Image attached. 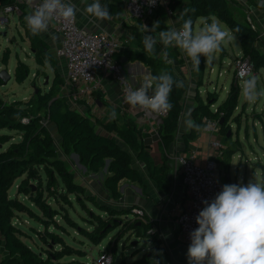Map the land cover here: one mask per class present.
Wrapping results in <instances>:
<instances>
[{
    "label": "trees",
    "instance_id": "1",
    "mask_svg": "<svg viewBox=\"0 0 264 264\" xmlns=\"http://www.w3.org/2000/svg\"><path fill=\"white\" fill-rule=\"evenodd\" d=\"M249 1L251 5H255L253 0ZM101 3L109 6L114 22L126 24L121 15V0H101ZM10 5H17L21 9L19 19L33 56L40 67L48 65L51 67L54 78L45 90L36 86L33 98L27 102L22 100L5 102L0 96V131L5 129L16 131L21 137L20 140L11 142L7 148L0 150V264H65L63 258L66 256L84 255L81 249L68 244L62 236L63 232L69 233L67 225L76 228L93 246H98L109 239L105 250L113 257L117 253L118 242L130 233L133 237L135 257L132 264L155 262L176 264L165 246L161 233L146 214L140 216L134 213L135 207L126 209L101 203L95 195L87 193L86 188L77 182L68 163L60 158L49 130L42 124L43 119H48L57 125L62 137L63 151L76 154L87 174L106 171L103 187L112 199L119 200L122 197L119 184L124 179L143 184L140 171L133 166L135 156L144 163L150 178L156 182L158 188L167 191L170 170L167 150L179 126L188 83L176 75L173 64L165 62L162 55L163 45L158 43L156 55L151 56L144 52L142 44L143 35L155 36L167 28L157 21L153 32L147 33L142 31L140 22L138 25H132L130 46L125 52L129 61L144 63L153 75L159 74L161 69H166L174 79L184 81L183 88L177 89L173 86L170 95L173 108L162 118L159 126L161 142L166 152L163 163L156 165L141 139V129L128 114H123L124 126H121L115 119L93 120L70 106L64 96L66 81L59 71L57 57L49 44L40 35L33 36L26 26L24 21L28 13L26 3L20 0H0V10ZM160 7L159 5L158 10ZM168 7L173 13L178 12L179 20L182 14L185 19L191 18L194 28L200 18L210 23L211 18L215 17L238 38L242 54L254 65V71L264 68V55L257 45L260 34L251 27L247 10L237 0H168ZM171 51L172 53L167 50L169 59L173 58L178 63L184 62L178 48H172ZM120 55L117 54L116 58ZM9 56L10 50L7 49L2 59L5 64L8 63ZM205 63L201 57L199 67L201 78ZM30 75V65L19 60L15 68L16 82L22 84ZM215 94L208 93L206 99H203L197 93L192 118L201 125V129L205 128L209 120L222 122L219 133L225 137L227 149L217 161L228 171L232 156L238 150V140H233L228 133L231 132L230 122L241 118V114L237 113L241 89L236 85L234 78L226 99L218 105L216 111L212 109V105L217 103V98L214 99ZM213 99L214 102L210 104ZM82 102L79 100L77 103ZM101 105L108 107V117L110 111L115 110L102 100ZM24 118L28 119V122L23 123ZM197 133L189 131L184 136L185 141L188 142ZM10 139L8 134H2L1 148ZM22 196L26 197L29 204ZM53 203L56 207L52 206ZM31 205H34L37 211ZM76 205L88 215L84 221L89 227L79 226L73 220L69 209L75 212ZM39 212L42 215H39ZM21 214L36 219L43 225V231L35 233L48 247L45 253L35 251L22 241L23 231L15 224V220ZM58 217L66 226L57 221ZM52 226L55 230H52ZM79 241L82 243L84 240ZM144 248L146 249L143 251ZM139 254L141 255L137 256ZM161 255H164L165 260L161 259ZM120 264H126V261L123 260Z\"/></svg>",
    "mask_w": 264,
    "mask_h": 264
},
{
    "label": "crops",
    "instance_id": "2",
    "mask_svg": "<svg viewBox=\"0 0 264 264\" xmlns=\"http://www.w3.org/2000/svg\"><path fill=\"white\" fill-rule=\"evenodd\" d=\"M20 1L25 2L26 5L29 4L28 0ZM37 1L39 0H32V3ZM253 1L255 2V5H251L249 0H245L247 4L246 10L248 12V16H250L249 14H252L254 21L261 28H264V7H261V4L264 3V0ZM88 2L91 3L92 0H88ZM71 3H74L79 9V11H77V21L79 26L91 32H106L117 36L122 41H129V43L123 47L121 52L118 53V55H121L117 59H119L123 63L125 72L131 84L133 86L140 87L143 81V77L147 74H151L150 69L142 62L129 61L125 55V52L128 50L131 42V26L138 25L139 21L131 18L125 19L124 17V22L126 23L125 25L116 23L113 21V19L100 21L83 11L84 5L81 3V0H71ZM160 6V10H158L157 12L158 22H160L167 29L173 27L179 28L181 22L178 17V12H174L173 14L169 13L170 9L168 7V0H162ZM123 14L124 12L122 6L121 15L123 16ZM40 36L49 44L51 51L55 54L56 48L60 45V37L54 32L52 24H50L48 31L41 33ZM171 50L172 48L169 49L170 53H172ZM178 51L180 57L184 60V62L178 63L176 60L171 58V60L173 61L172 64L176 75L183 78L188 83V91L183 99V109L177 132L175 134L173 142L167 150V155L169 156L167 161L170 167L168 174L167 191H163L158 188L156 182L150 178V175L144 163H142V161H140L135 156L133 159V166L140 171L143 177V184H140L138 182H131L127 179L122 180L119 184V190L122 194V197L119 200H114L103 187V181L106 175V171L104 170L101 173L96 174H87L86 171L78 165L74 154H71V156L75 160L76 169L80 171L79 174V172H76V169H73L76 180L86 188L88 194L95 195L97 199L104 204L114 205L119 208L129 209L131 207H135L144 210L145 214L154 223L155 228L161 233L164 243L169 248L175 263L188 264L187 249L189 245L181 241L177 221L179 216L183 212L186 203L189 200V194L182 182L181 175L178 171L177 156L180 153L194 154L195 164L204 165L207 160L211 158H217V155L219 153L218 149L212 145L213 142H220L223 145V151L227 149V146L223 144V141L221 140V134L219 132L207 131L204 128L198 131L194 138L189 139L188 142L185 141L184 136L189 131L185 130L182 121L189 110H191L192 118V111L197 102V93H199L203 99H206L207 95L203 97L200 91V87L202 86L203 82V76L201 78L200 71L195 70L193 68L191 60L179 49ZM222 51H225L224 48ZM225 55V53H220V58L223 59ZM57 59L59 71L66 80V60L64 58ZM212 71L213 66L211 67V72ZM220 75L221 73H219V76ZM96 78V91L92 95H88L87 97L83 98L81 100L83 101L82 103H71V100L66 97L67 101L70 103V106L80 113L90 116L93 120H109V117L107 116L108 107L101 105L102 100L108 106L116 110L117 116L115 120L121 126H124L123 114H128V116H130L141 129V139L143 140L146 149H148V151L150 152L153 162L156 165H161L163 163L166 151L161 142L159 133V126L161 121L160 118L155 114L146 115L144 110L138 107L130 106L123 96L121 86L116 81L113 74H111L110 72L99 71L97 72ZM216 92L217 88H215L214 93ZM215 98H217V103L212 105L213 110H215L218 105H220L226 99L225 98L219 104L218 94H215L214 99ZM214 99L211 100L210 104L214 102ZM244 104L241 106L239 103L237 113L241 114V111H244L242 115L246 113V110H244L246 109V107L244 108ZM260 110L262 111L261 116H258V121L256 124H259V120L261 122L264 121V102L260 106ZM240 159H242V156H240ZM217 163L219 167V178L221 176V171L224 169L229 184H233L230 176L231 165L229 170L227 171L223 166L221 167V163H219L218 161ZM235 184H238L237 181Z\"/></svg>",
    "mask_w": 264,
    "mask_h": 264
},
{
    "label": "clouds",
    "instance_id": "3",
    "mask_svg": "<svg viewBox=\"0 0 264 264\" xmlns=\"http://www.w3.org/2000/svg\"><path fill=\"white\" fill-rule=\"evenodd\" d=\"M135 2V0H134ZM31 5L32 0H28ZM83 11L100 21L111 20L109 6L101 0H81ZM150 5L155 0H148ZM264 7V3L261 4ZM79 9L71 0H41L29 11L24 21L33 36L47 32L51 22L60 18L74 20ZM180 27L160 31L157 35L142 37L144 52L156 55V45H163L162 55L167 64V50L178 48L199 70L201 57L211 63L223 45L234 39L231 30L226 29L215 17L205 21L198 30L194 29L191 18L180 16ZM146 25L142 31L151 33ZM173 86L184 87V81L174 79L166 69L159 74H147L141 86L129 89L125 100L132 107H138L148 113L165 115L173 108L170 95ZM241 97L246 103L254 104L264 99V87L256 75H248L240 84ZM117 116L115 110L109 113V119ZM186 131H200L201 125L191 118V110L182 121ZM204 207L195 217L198 225L190 232V244L187 249L188 264H264V183L249 181L245 184H225L215 197L202 201ZM155 262V261H154ZM157 264V262H155Z\"/></svg>",
    "mask_w": 264,
    "mask_h": 264
},
{
    "label": "rangeland",
    "instance_id": "4",
    "mask_svg": "<svg viewBox=\"0 0 264 264\" xmlns=\"http://www.w3.org/2000/svg\"><path fill=\"white\" fill-rule=\"evenodd\" d=\"M237 1L243 8L246 9L247 4L245 0ZM236 15L238 16L237 12ZM249 15L252 23L256 27V31H258L260 34V40L257 45L264 55V28H261L254 21L252 14ZM203 22V18L197 20L194 29L198 30L200 27H202ZM21 24L22 23L19 19V15L16 14L10 15L8 22H6V25L0 24V72L3 70H7L11 75V80L7 85H0V96L5 102L16 100L27 102L31 98H33L36 92V86L40 87L42 90H45L50 86L54 78V72L49 65L47 67H40L37 64L33 56V52L31 51L30 43L25 37V31ZM222 25L225 26L226 29H229L225 24L222 23ZM232 35L234 39L223 45L225 51L217 53L211 63L205 64L203 82L202 86L200 87V91L203 97H205L207 93H214L215 88H217L216 94H218L219 104L226 98L227 93L232 85V81L235 76L234 60L242 55L238 38L234 34ZM7 49L10 50V56L8 63L5 64L2 59L3 54ZM220 53L226 54L223 59L220 58ZM19 60H23L24 62L29 64L31 69L30 77L22 84L17 83L15 80V68L16 65H18ZM212 66L213 71L211 72ZM219 73H221L220 76ZM252 75L258 76L260 79V85L264 87V68L260 69L257 72L254 71ZM239 83L241 84V81ZM263 102L264 99L254 104L245 103L240 95V105L242 106L244 103L247 104L246 109H244L246 110V113L242 115L244 111H241L242 113L240 121L238 120L230 122L231 137L233 138V140H238V150L233 154V157L231 159L230 176L233 184H235L236 181L238 184L245 185L249 181L264 183V121L261 122L259 120V124H256L258 121V116H261L262 111L260 110V106L263 104ZM257 112H259L260 114ZM42 124L49 130L53 139V144L55 148H57L60 158L64 159L72 170H75V160L70 153H65L63 151L64 148L62 146V137L58 132L57 125L48 119H43ZM2 134H8L11 139L7 143H5L2 148L0 145V150L7 148L11 142H15L21 139L16 131L5 129L0 131V137ZM221 140L223 141V144H225V137L222 135ZM240 156H242V159H240ZM253 168L255 171L253 170ZM76 172H79L80 174V171H78L77 169ZM220 178L224 184H229L224 169L221 171ZM15 189L16 187L13 189L12 194H14ZM22 198L29 204L25 196H22ZM31 206H33V208L37 211L34 205ZM52 206L56 207L54 203L52 204ZM75 207V212L69 209L73 220H75L77 224H79V226L89 227L84 221V219H87L88 216L86 212L81 210L79 205H76ZM39 215H42V213L39 212ZM57 221L61 224H64L63 220L60 217L57 218ZM15 224L23 231L21 239L24 243H26L28 246L39 253H45L48 247L45 246V244L39 239V236H37V234L35 233L36 231H43L44 228L38 220L30 219L28 216L21 214L15 220ZM64 226L66 225L64 224ZM66 228L69 233H62V236L64 237L66 242L75 246L76 248L81 249L85 254L66 256L63 258V262H65V264H94V262L98 260L100 252L104 251L107 248L109 239L104 240L98 246H93L78 233L76 228L68 225ZM52 230H55L53 226ZM79 240L84 241H82L81 243ZM56 248L59 247L56 246ZM166 248L170 252L167 246ZM145 249L146 248H144L143 251ZM133 254V237L129 233L124 239L118 242L117 253L114 254L115 257L113 264H120L123 260L126 261V264H132L135 258L133 257ZM140 255L141 254L137 256ZM161 259L165 260L164 255H161Z\"/></svg>",
    "mask_w": 264,
    "mask_h": 264
},
{
    "label": "built area",
    "instance_id": "5",
    "mask_svg": "<svg viewBox=\"0 0 264 264\" xmlns=\"http://www.w3.org/2000/svg\"><path fill=\"white\" fill-rule=\"evenodd\" d=\"M162 0H155L154 5H150L148 0H121L123 6V17L125 19H135L148 29H154L158 17L157 12ZM41 0L27 5L28 10L38 6ZM21 9L17 5H10L0 10V24L6 25L11 14L20 15ZM170 14L173 12L170 10ZM251 27L256 30L250 17ZM54 32L60 37V45L55 50L57 58H64L67 67V79L64 86V94L71 102L77 103L79 100L92 95L97 89V72H110L121 86L123 96L128 90H135L139 87L133 86L125 72L123 63L116 58L123 47L129 43L128 40L122 41L117 36L106 32H91L79 26L77 14L74 20L64 21L57 18L51 22ZM235 82L240 86V81L248 75L254 73V65L248 57L243 54L234 60ZM216 111V109H215ZM146 115L155 114L148 113ZM160 118L165 115L155 114ZM23 123L28 122L24 118ZM219 120H209L205 130L219 132ZM212 145L218 149L217 158L224 152L220 142H213ZM217 158L207 160L204 165H197L194 162V154L180 153L177 156L178 171L182 182L189 194L183 212L178 218L180 239L185 244H190V232L198 227L195 217L204 207L202 201H211L215 195L221 191L225 185L218 176ZM133 212L143 216L145 211L140 208H133ZM113 255L104 250L100 252L98 260L94 264H113Z\"/></svg>",
    "mask_w": 264,
    "mask_h": 264
},
{
    "label": "water",
    "instance_id": "6",
    "mask_svg": "<svg viewBox=\"0 0 264 264\" xmlns=\"http://www.w3.org/2000/svg\"><path fill=\"white\" fill-rule=\"evenodd\" d=\"M0 80L2 81L3 85H7L8 82L11 80V75L9 74L7 70H3L0 72ZM220 124H222V122H220ZM230 135H231V132L228 133L229 137ZM74 156L76 157L78 165L86 171V169L79 163L78 156L76 154H74Z\"/></svg>",
    "mask_w": 264,
    "mask_h": 264
}]
</instances>
